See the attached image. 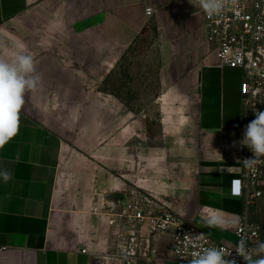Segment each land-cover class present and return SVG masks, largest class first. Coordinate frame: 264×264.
Listing matches in <instances>:
<instances>
[{
    "label": "crops",
    "instance_id": "obj_1",
    "mask_svg": "<svg viewBox=\"0 0 264 264\" xmlns=\"http://www.w3.org/2000/svg\"><path fill=\"white\" fill-rule=\"evenodd\" d=\"M152 18L157 138L102 90ZM17 40L42 84L25 95L19 133L0 149V168L12 173L0 180V264H123L119 215L136 195L237 243V228H209L203 217L215 210L240 223L244 210L231 191L243 159L233 147L244 131L243 73L219 66L197 0H0L3 54ZM258 210L264 219V201ZM171 245L170 234L157 236L158 261L140 264H185Z\"/></svg>",
    "mask_w": 264,
    "mask_h": 264
},
{
    "label": "built area",
    "instance_id": "obj_2",
    "mask_svg": "<svg viewBox=\"0 0 264 264\" xmlns=\"http://www.w3.org/2000/svg\"><path fill=\"white\" fill-rule=\"evenodd\" d=\"M147 15H152L150 9ZM203 20L205 40L212 47L219 66L243 73L240 95L245 128L255 119L254 109L264 111V0H238L236 6L222 16L209 18L203 13ZM248 158H254V154L243 147L241 177L235 181L231 191L242 200L244 207L235 231L237 243L245 239L251 246L264 241V219L258 217L259 203L264 201V157L258 158L251 168L244 164V159ZM237 184L238 191L235 190ZM119 217L126 223L121 224L118 246L123 264L158 261L154 254V241L164 234L172 236L171 255L180 263L188 264L191 254L199 247L218 246L229 251L233 248L214 241L206 232L187 223L165 206L156 205L146 195H136L132 201L126 202ZM144 226L149 235L143 233ZM200 234L204 235L199 240H186V236ZM228 258H235L237 264H245L234 250Z\"/></svg>",
    "mask_w": 264,
    "mask_h": 264
},
{
    "label": "clouds",
    "instance_id": "obj_3",
    "mask_svg": "<svg viewBox=\"0 0 264 264\" xmlns=\"http://www.w3.org/2000/svg\"><path fill=\"white\" fill-rule=\"evenodd\" d=\"M238 0H197L198 8L209 18L219 17L232 10ZM16 52L5 55L7 49L0 46V149H3L20 129V113L25 104V95L36 92L42 84V77L37 72L34 58L26 51L23 41H15ZM255 119L244 128L242 139L233 141V147L239 144L249 148L254 158L244 159L246 167L251 168L256 160L264 157V111L254 109ZM12 173L7 168H0V180L8 183ZM238 194V193H234ZM209 228L221 231L237 228L239 221H232L219 211H210L203 217ZM204 234L186 236V240H199ZM243 259L245 264H264V241L249 245L241 239L232 250L224 247H199L191 254L188 264H237L235 258L229 259L232 251Z\"/></svg>",
    "mask_w": 264,
    "mask_h": 264
},
{
    "label": "rangeland",
    "instance_id": "obj_4",
    "mask_svg": "<svg viewBox=\"0 0 264 264\" xmlns=\"http://www.w3.org/2000/svg\"><path fill=\"white\" fill-rule=\"evenodd\" d=\"M144 32L103 90L122 100L133 113L141 115L143 129L157 138L162 114L161 105L156 103V97L162 91L159 86L161 55L153 18L148 21V28Z\"/></svg>",
    "mask_w": 264,
    "mask_h": 264
},
{
    "label": "trees",
    "instance_id": "obj_5",
    "mask_svg": "<svg viewBox=\"0 0 264 264\" xmlns=\"http://www.w3.org/2000/svg\"><path fill=\"white\" fill-rule=\"evenodd\" d=\"M135 42H136V41H135ZM135 42H134V43H135ZM134 43L128 48V50H127L125 56L130 52V50L132 49ZM125 56H124V57H125ZM124 57H123V58H124ZM123 58H122V60H123ZM106 84H107V81H106L105 84L103 85L102 90H103V88L105 87ZM103 91L106 92L105 90H103ZM113 95H114V94H113Z\"/></svg>",
    "mask_w": 264,
    "mask_h": 264
},
{
    "label": "snow or ice",
    "instance_id": "obj_6",
    "mask_svg": "<svg viewBox=\"0 0 264 264\" xmlns=\"http://www.w3.org/2000/svg\"><path fill=\"white\" fill-rule=\"evenodd\" d=\"M236 191H238L239 190V188H238V184H237V187H236V189H235Z\"/></svg>",
    "mask_w": 264,
    "mask_h": 264
}]
</instances>
